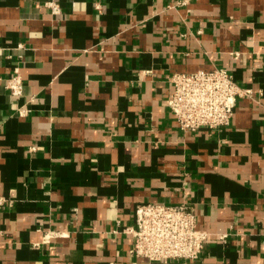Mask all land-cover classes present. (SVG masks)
Here are the masks:
<instances>
[{"label":"crops","instance_id":"obj_1","mask_svg":"<svg viewBox=\"0 0 264 264\" xmlns=\"http://www.w3.org/2000/svg\"><path fill=\"white\" fill-rule=\"evenodd\" d=\"M46 1L0 0V264H264V0ZM214 68L249 94L179 130L167 77ZM142 203L193 207L201 255L131 256Z\"/></svg>","mask_w":264,"mask_h":264},{"label":"built area","instance_id":"obj_2","mask_svg":"<svg viewBox=\"0 0 264 264\" xmlns=\"http://www.w3.org/2000/svg\"><path fill=\"white\" fill-rule=\"evenodd\" d=\"M194 0H178L176 5L186 7ZM44 6L54 16L59 15L55 0H47ZM172 91L165 98V106L172 114L181 131L197 133L201 129L209 132L229 125L238 98L247 96L249 90L239 87L222 68L193 73H172L167 77ZM9 95L17 99L23 92V81L15 67L4 83ZM27 114L17 111L18 116ZM3 200L0 199V204ZM133 226L126 229L131 235L128 253L148 261L196 260L209 242V234L196 228L193 207L182 203L137 204L133 209ZM55 232H46L42 242H48ZM225 235H219L222 240ZM264 253V231L261 242Z\"/></svg>","mask_w":264,"mask_h":264}]
</instances>
